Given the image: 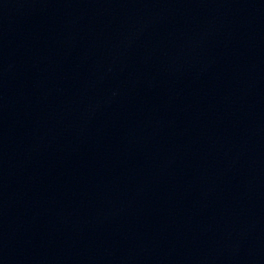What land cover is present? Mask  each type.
Wrapping results in <instances>:
<instances>
[{"label":"water","instance_id":"1","mask_svg":"<svg viewBox=\"0 0 264 264\" xmlns=\"http://www.w3.org/2000/svg\"><path fill=\"white\" fill-rule=\"evenodd\" d=\"M0 264H264V0H0Z\"/></svg>","mask_w":264,"mask_h":264}]
</instances>
